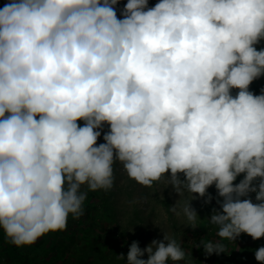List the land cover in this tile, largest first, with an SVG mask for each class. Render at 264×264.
<instances>
[{"label":"clouds","instance_id":"clouds-1","mask_svg":"<svg viewBox=\"0 0 264 264\" xmlns=\"http://www.w3.org/2000/svg\"><path fill=\"white\" fill-rule=\"evenodd\" d=\"M118 3L0 8V228L17 247L65 230L70 214H83L82 186L111 189L119 162L147 187L170 170L168 184L191 194L182 212L193 228L192 194L215 183L222 211L210 223L220 239L197 246L206 254L225 252L241 233L264 237V91L249 90L264 75V48L255 47L264 0H127L123 18ZM252 192L259 203L241 199ZM169 258L185 252L166 233L144 249L133 241L126 264ZM255 258L264 262V246Z\"/></svg>","mask_w":264,"mask_h":264},{"label":"rangeland","instance_id":"rangeland-1","mask_svg":"<svg viewBox=\"0 0 264 264\" xmlns=\"http://www.w3.org/2000/svg\"><path fill=\"white\" fill-rule=\"evenodd\" d=\"M7 2L0 0V8ZM158 2L160 0H149V7H154ZM126 3L127 0H119L118 5L114 6L118 18H123L121 11ZM255 47L257 50L264 48V39ZM253 82L258 88L249 87V90L260 95L264 91V75ZM238 91L232 89V95L235 96ZM170 175L169 170L159 181L147 187L129 178L122 164L118 163L107 200H103L104 189L96 190V196L90 200L87 185L82 186L81 190L87 193L82 205L83 214L77 219L70 214L65 230L46 233L31 245L17 247L10 243L0 228V264H126L133 241H138L140 248L144 249L153 240L163 241L166 233L185 252L184 260L175 262L169 258L166 264H264L255 258V251L264 246V237L254 240L247 233H241L235 241H224L226 251L220 254L208 255L202 246L197 247L203 241L220 239L216 234L217 226L212 225L204 230L207 219L205 207L197 203L200 196L198 193L192 194L196 198L191 204L199 215V226L193 228L187 225L182 207L191 198V194L185 191L180 196L168 184L167 176ZM245 175L241 173L233 183L238 184ZM179 176L182 180L186 179L183 173ZM259 179L253 183L258 184ZM212 188H216L215 183L208 187L205 199ZM255 197L256 193L252 192L241 199L251 198L253 203H259ZM217 200H220L219 197L214 198V203L217 208H221ZM177 201L179 215L171 211ZM92 203L98 207L88 213L87 206ZM121 253L125 260L118 258ZM141 258L147 259L148 254L145 253Z\"/></svg>","mask_w":264,"mask_h":264},{"label":"trees","instance_id":"trees-1","mask_svg":"<svg viewBox=\"0 0 264 264\" xmlns=\"http://www.w3.org/2000/svg\"><path fill=\"white\" fill-rule=\"evenodd\" d=\"M249 87L258 88V86L254 82H252ZM84 123H85V121H83V120L78 121V124H80L81 126H83ZM98 130H100L102 132V135L98 138L97 144L104 143L105 141L103 140V133L107 132L109 130V125L107 123H105L104 126H103V129H98ZM118 163L119 162H116L113 165L114 176H115L117 168H118ZM88 193H89V196H90V200H92L97 194L96 190L95 191L89 190ZM109 193H110V189L109 190H104V198H103V200H105V201L107 200L106 197H108ZM209 194L213 197V199L211 200L210 203H206L205 202L207 200V196H206V199H205V196L204 197L198 196V198H197L200 201V202L197 201V203L198 204H202L205 207L204 214H205L206 219H207L206 220L207 223H205L204 226H203L205 231L209 227L214 225V224L210 223V216L213 214V210L215 209V210L220 211V209H221V208H217L215 203H214V198L219 197L218 196V190L216 188H212V190L209 189ZM219 199L222 201L223 197H219ZM97 207H98L97 205H94L92 203L90 206H87V212L89 213L91 210L93 211V209H95ZM14 247L15 246L13 245V248ZM13 248H12V251H14Z\"/></svg>","mask_w":264,"mask_h":264}]
</instances>
